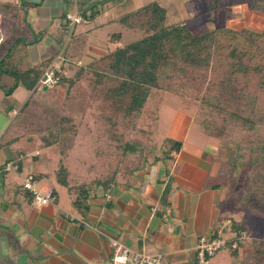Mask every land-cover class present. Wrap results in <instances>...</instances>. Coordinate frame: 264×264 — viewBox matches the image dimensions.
Listing matches in <instances>:
<instances>
[{
	"label": "trees",
	"instance_id": "1",
	"mask_svg": "<svg viewBox=\"0 0 264 264\" xmlns=\"http://www.w3.org/2000/svg\"><path fill=\"white\" fill-rule=\"evenodd\" d=\"M244 1L248 11L264 16V0ZM29 3L0 1V88L5 95L12 94L20 84L37 91L34 86L44 69L41 64L34 66L9 58L11 47L19 40L15 32L23 17L21 12ZM204 4L209 12L222 7L224 13L220 0H204ZM98 13L83 12V17L93 20ZM166 15L167 8L161 0H152L115 17L123 27L140 36L76 65L70 76L60 72L56 85L66 84L62 97L45 93L38 102L31 93L1 133L0 148L24 138L33 140L36 149L44 151L42 156L35 155L33 161L55 158V182L65 188L74 209L85 213L91 188L115 182L123 159L127 162L123 169L130 170L136 160L149 158L147 151H141L138 143L128 138L137 116L146 115L144 106L151 103L155 112L167 91L190 94L209 108L228 112L226 126H237L241 133L235 148L237 158L244 156L242 148L249 149L248 180L232 197L240 207V217L232 219L231 229L245 230L251 235L258 218L252 209V198L264 201L260 197L264 194V134L255 135L254 140L249 138L250 133L264 126V23L260 31L223 25L195 33L186 20L166 22ZM121 36L120 31L113 32L110 40L118 41ZM89 40V30L72 32L58 51L63 63L80 59ZM79 121L84 124L85 134H95L108 146L101 147L100 156L84 167L86 176L81 181L63 163L75 144ZM180 145L181 141H173L167 151L154 159L167 156ZM24 150L16 148L8 161L17 162L20 167ZM112 152L120 156L118 164L113 161ZM230 166L235 167L232 163ZM96 172L99 177L93 175ZM226 172L224 184L228 185L231 171ZM262 235L250 237L232 250L237 253L247 245L240 264H264Z\"/></svg>",
	"mask_w": 264,
	"mask_h": 264
},
{
	"label": "crops",
	"instance_id": "2",
	"mask_svg": "<svg viewBox=\"0 0 264 264\" xmlns=\"http://www.w3.org/2000/svg\"><path fill=\"white\" fill-rule=\"evenodd\" d=\"M43 1L25 0L30 2L25 9ZM47 1H55L59 8V0ZM25 21L20 19L15 33L36 51L32 64L37 66L59 49L54 41L45 44L37 37L29 41L27 34L35 30ZM20 140L0 148V164L16 148H25L21 166L0 176V264H112L111 238L133 250L159 255L162 264H196L195 247L201 235L230 237L235 231L232 225L221 227L223 219H238L240 211L224 184L220 160L204 154L209 143L198 131L182 137L175 154L171 150L158 159L150 156L130 170H120L109 186H93L85 213L74 209L67 193L66 200H60L52 160L33 161L34 151L40 156L44 151L37 150L33 140L24 138L30 145H21ZM27 172L52 182L55 203L36 206L32 202L31 193L21 185ZM247 249L219 250L208 264H240Z\"/></svg>",
	"mask_w": 264,
	"mask_h": 264
},
{
	"label": "rangeland",
	"instance_id": "3",
	"mask_svg": "<svg viewBox=\"0 0 264 264\" xmlns=\"http://www.w3.org/2000/svg\"><path fill=\"white\" fill-rule=\"evenodd\" d=\"M24 1L22 0L20 4H23ZM150 1L152 0H59L58 8L55 1L44 0L33 7L34 13L33 9L29 8L27 10L24 8L21 14L26 20V25L32 24L35 30L34 33L27 34V37L30 38L28 39L29 41H35L36 37L45 44L54 41L60 51L72 32L77 33L89 30V45L83 56L80 59L68 60L62 65V73L70 76L76 65L85 64L109 49L125 45L137 39L140 36L137 31L126 29L114 18ZM161 2L167 8L166 22L186 20L195 33H203L211 28L223 25L237 28L246 26L252 30L260 31L264 23V16L258 12L248 11L244 0H235L233 3H228L227 0H220L224 4V13L222 7L212 12L207 11L204 0H161ZM57 9L59 12H57ZM92 10H98L99 13L93 20H85L81 24L72 25L65 16L67 12H76L84 19L83 12L88 14ZM42 15H46L47 18L42 17ZM56 20H59L58 24H56ZM117 31L122 33L121 38L118 41L110 40V34ZM57 53L58 51L41 61V68L52 62ZM35 55L36 51L30 48L24 39L20 38L11 47L9 58L30 65ZM65 90L66 84L56 85L48 88V90L39 87L37 91L32 92L25 85L20 84L12 94L5 95L0 88V130L5 122H9L13 114L17 112L18 107L31 93L40 102L45 93L48 95L58 94L62 97ZM150 104L147 103L144 106L143 112L146 115L137 116L128 133V138L137 142L141 151H147L146 155L148 157H153V155L161 156L163 152L169 149L173 141H180L185 136L190 138L192 134H195V131H198L204 134L209 143V151H203L204 154L220 160L221 170L225 176H228L227 170L231 171L227 186L232 197L234 193L239 192L248 180L249 170L246 162L249 156V149L242 148L241 152L244 153V156L237 158L235 148L237 147V141L240 140L241 133L237 126H226L224 119L229 117L227 111L226 113H221L217 109L207 107L190 94L184 95L173 91H167L163 94L162 102L158 105L155 112ZM10 107L15 109V113L8 116L6 109ZM235 110L238 111V109ZM84 129V124L79 121V131L75 144L68 150L67 157L63 160L65 166L71 170L72 174L78 176L76 179L80 181L86 176L84 167L89 163H93L100 156L98 151L101 147H108L107 143L96 137L95 134H85ZM220 130L225 132L222 133ZM252 134H249V138L252 140H254L253 137L255 135L262 136L264 134V126L257 128ZM19 143L21 145H30L24 139L20 140ZM243 149H245L244 152ZM212 151H214V155ZM34 153L39 155L36 151ZM112 154L114 155L113 161L118 164L120 156H115L117 154L114 152ZM182 154H184V151ZM143 158L136 160V165L142 164L144 162ZM114 162L113 165H115ZM125 163H127L126 159L119 163L121 164V169L125 167ZM231 163L235 167L231 168ZM51 164L54 172L56 166L55 158ZM93 175L99 177L100 173L96 172ZM51 184L52 182L46 177L41 176L38 178V187L43 191L52 190L50 189ZM57 190L60 200H66L64 187L57 184ZM260 197H264V194H260ZM234 206L240 211L238 205L234 204ZM252 209H254L258 218L256 219L255 229L249 235V238L262 237V233H264V201L252 198Z\"/></svg>",
	"mask_w": 264,
	"mask_h": 264
},
{
	"label": "built area",
	"instance_id": "4",
	"mask_svg": "<svg viewBox=\"0 0 264 264\" xmlns=\"http://www.w3.org/2000/svg\"><path fill=\"white\" fill-rule=\"evenodd\" d=\"M66 19L72 25L81 24L84 19L76 12H67ZM62 58V59H61ZM63 57L58 52L55 59L47 64L36 82L34 88H51L57 84L58 74L62 72ZM15 113V110H13ZM176 151L173 150L172 154ZM19 164L17 162L8 161L0 164V176L4 172L17 170ZM22 187L29 191L32 195V202L36 206L55 203L56 194L52 190L43 191L38 187V178L33 172H27L21 182ZM232 225L231 218H225L221 221L222 228H228ZM249 238V234L245 230H236L232 232L230 237L220 235H201L195 247L196 264H208L209 259L219 250L230 248L237 249L240 242ZM109 243L112 247L111 261L112 264H162L159 255L146 254L131 249L116 239L111 238Z\"/></svg>",
	"mask_w": 264,
	"mask_h": 264
},
{
	"label": "water",
	"instance_id": "5",
	"mask_svg": "<svg viewBox=\"0 0 264 264\" xmlns=\"http://www.w3.org/2000/svg\"><path fill=\"white\" fill-rule=\"evenodd\" d=\"M19 38H21V39H24V37H23V36H19Z\"/></svg>",
	"mask_w": 264,
	"mask_h": 264
}]
</instances>
